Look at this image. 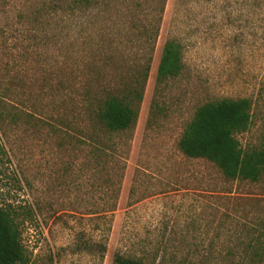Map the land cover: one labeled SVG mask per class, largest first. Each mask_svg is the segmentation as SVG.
<instances>
[{
  "label": "rangeland",
  "instance_id": "rangeland-1",
  "mask_svg": "<svg viewBox=\"0 0 264 264\" xmlns=\"http://www.w3.org/2000/svg\"><path fill=\"white\" fill-rule=\"evenodd\" d=\"M172 41L184 69L160 84ZM140 80L135 128L101 130L99 99ZM225 98L251 100L238 138L263 148L264 0H0V206L34 212L27 263L264 264V175L232 180L179 148Z\"/></svg>",
  "mask_w": 264,
  "mask_h": 264
},
{
  "label": "trees",
  "instance_id": "trees-1",
  "mask_svg": "<svg viewBox=\"0 0 264 264\" xmlns=\"http://www.w3.org/2000/svg\"><path fill=\"white\" fill-rule=\"evenodd\" d=\"M88 7L98 0H74ZM184 69L182 46L168 42L158 66L157 80L164 83L177 78ZM144 80L148 77L144 72ZM141 80L127 94L113 92L98 101L94 123L108 134L133 130L139 119L143 101ZM252 123V102L247 98H225L200 106L186 125L179 142L181 152L190 159H206L216 164L232 180L258 182L264 175V147L246 149L238 136L247 132ZM33 210L14 205L0 206V264H28L22 243L21 216L33 217ZM263 254L264 252L261 251ZM257 252L254 257H260ZM144 256L117 254L114 264H148Z\"/></svg>",
  "mask_w": 264,
  "mask_h": 264
}]
</instances>
